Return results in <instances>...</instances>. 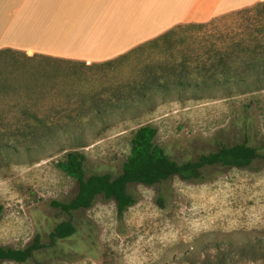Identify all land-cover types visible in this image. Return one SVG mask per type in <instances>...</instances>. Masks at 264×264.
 Returning <instances> with one entry per match:
<instances>
[{
    "label": "rangeland",
    "instance_id": "374dc122",
    "mask_svg": "<svg viewBox=\"0 0 264 264\" xmlns=\"http://www.w3.org/2000/svg\"><path fill=\"white\" fill-rule=\"evenodd\" d=\"M242 21V16L222 15L205 27L179 30L177 38L200 46L232 35ZM245 22L253 29L262 26L254 13ZM162 55L153 46L135 62ZM146 123L158 127L157 142L181 162L243 142L264 156V79L158 88L123 108L95 114L82 129L59 134L31 152L0 151V243L23 248L39 237L45 247L37 258L46 264H186L185 257L213 244L264 233V157L248 168L205 167L199 181L174 176L155 186L133 184L130 190L139 199L123 216L116 201L103 196L72 215L52 206V200H70L78 190L77 181L57 167L67 151L62 148L86 141L89 146L77 149L86 154L87 176H116L130 154L134 131ZM160 195L164 205L157 201ZM69 219L77 232L53 244L51 232Z\"/></svg>",
    "mask_w": 264,
    "mask_h": 264
},
{
    "label": "trees",
    "instance_id": "16d2710c",
    "mask_svg": "<svg viewBox=\"0 0 264 264\" xmlns=\"http://www.w3.org/2000/svg\"><path fill=\"white\" fill-rule=\"evenodd\" d=\"M253 13L262 19V26L256 29L245 22ZM225 15L243 18L230 36L195 46V43H185L186 37L177 38L178 31L205 27L213 20L179 24L124 54L89 64L31 55L12 48L0 49V151L31 152L59 134L82 129L84 121H91L95 114L123 108L158 88L261 81L264 79V0ZM153 46L160 48L163 55L153 62L136 64L135 60ZM157 136L158 127L153 123L138 127L131 139L130 154L116 176L109 173L87 176L86 154L77 149L89 146L86 141L75 143L72 149L62 148L61 151H67L57 167L77 181L78 190L70 200H52V206L72 215L91 208L103 196L115 200L118 214L123 216L139 199L130 190L133 184L155 186L174 176L199 181L205 167L248 168L255 159L264 157L257 147L243 142L222 145L196 160L181 162L157 142ZM165 200L164 195L157 199L160 205ZM77 230L72 219L62 221L51 232V242L55 244L71 237ZM44 247L39 237L23 248L0 243V263L7 260L25 263L34 259L37 264H46L37 258ZM183 261L186 264H264V233L245 241L229 239L213 244Z\"/></svg>",
    "mask_w": 264,
    "mask_h": 264
},
{
    "label": "crops",
    "instance_id": "0c3cea01",
    "mask_svg": "<svg viewBox=\"0 0 264 264\" xmlns=\"http://www.w3.org/2000/svg\"><path fill=\"white\" fill-rule=\"evenodd\" d=\"M261 0H0V49L102 62Z\"/></svg>",
    "mask_w": 264,
    "mask_h": 264
}]
</instances>
